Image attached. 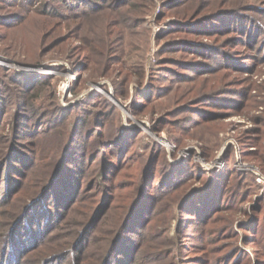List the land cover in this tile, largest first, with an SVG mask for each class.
<instances>
[{
	"label": "rangeland",
	"instance_id": "1",
	"mask_svg": "<svg viewBox=\"0 0 264 264\" xmlns=\"http://www.w3.org/2000/svg\"><path fill=\"white\" fill-rule=\"evenodd\" d=\"M84 1L0 0V152L13 147L12 139L17 150V161L0 174L1 234L12 215L20 214L19 219L27 202L43 191L55 161L68 150L60 181L20 222L11 242L0 244V264H36L54 256L65 260L52 264H102L122 235L118 228L130 206L141 197V214L151 209L150 219L139 235L122 231L126 241L120 237L112 261L121 262L130 252L134 264L199 259L197 264H215L219 258L230 264L237 253L251 254L253 264L264 254V224L254 226L256 234L243 229L254 217L264 220V125L258 122L264 120V107L256 110L242 97L253 87L250 98L264 103V87H259L264 59L257 55L264 31L260 28L250 42L251 36L230 27L235 16L252 17L264 27V0L229 1V8L246 6L239 12L246 16L229 12L211 20L198 18L216 14L225 0H122L124 18L113 11L93 16L96 0ZM194 9L201 14L191 23ZM224 63L229 68L212 74ZM204 65L212 69L208 74ZM218 78L228 83L216 90L223 95L189 101L203 94L205 85L221 82ZM44 81L48 86L31 103L42 107L38 116L23 97ZM17 131L25 136L18 138ZM252 136L258 139L257 152L247 148L255 142ZM217 175L221 184L232 175L230 191L244 194L240 205L219 214L222 224L232 220L234 234L213 221L187 222L186 205L205 201ZM103 206L105 216L83 253L69 256L80 226ZM237 207L240 213L232 211Z\"/></svg>",
	"mask_w": 264,
	"mask_h": 264
},
{
	"label": "trees",
	"instance_id": "2",
	"mask_svg": "<svg viewBox=\"0 0 264 264\" xmlns=\"http://www.w3.org/2000/svg\"><path fill=\"white\" fill-rule=\"evenodd\" d=\"M120 1H122V0H118V1L113 0L111 2H109V0H96V1H94L97 4H95L93 9L97 8L96 9L97 11L94 12L93 16L98 15V14H102V13H107L108 11H113V12H116L117 16L120 15L121 17L124 18L125 16H123L124 13L122 11L123 9H120V8H122V5H121L122 3ZM179 1L180 0H174L173 4H176ZM229 1H230V3H229L230 5L235 3L232 0H225V1L222 2L223 5L221 7H219L220 10L216 14L207 16L205 18H198V19L211 20L210 18H216V17H218V19H221V18H224V17H222L223 14H227L229 12L237 13L239 16H246L245 14L241 15L242 13H239L240 10H243V8L246 7V6L238 5V6L229 8L228 5H227ZM241 1H242V3L244 2V0H241ZM60 2L64 3V4L67 3V2H72V3H75V4H79V3H83L85 1L84 0H60ZM242 3L240 2V4H242ZM172 6H174V5H172ZM252 8H254V6ZM254 10H257V8L254 9ZM194 11H196V10L194 9L193 13L191 14V18H190V22L191 23L198 22V21H195L194 19L197 18L201 14L199 10L196 13H194ZM253 12H255V11H253ZM188 17H190V16H188ZM236 18H238V17L235 16L234 22H232V26L233 27H230L231 30L233 31L234 29H240V32H244V34H248V37L251 36V39L249 38L250 42L254 41V35H256L258 32H261V30H259L260 28H262L263 31H264V27H262L261 22L256 21L252 17L248 18V16H247V17H243L242 19H239V20L236 19ZM198 19H196V20H198ZM186 21H189V20H186ZM119 22H122V21H119ZM215 22H218V21H215ZM228 25H230V23L227 21L226 22V26L228 27ZM184 31L187 32L188 29L186 28ZM217 31L220 32V30H217ZM232 31H227L226 35H229L230 32H232ZM214 34H215V32H214ZM205 36H208V35H205ZM189 43H193V42L188 41V44ZM262 44H264V38H263ZM191 45H193V44H191ZM196 47L199 48V46H196ZM217 48H218V50H220L221 47L217 46ZM263 50H264V48L262 49V51L259 52V54L257 52V55H259L261 59H264V51ZM222 53H223V51H222ZM223 54H225L224 57H227V58H229L230 56H234V54L229 53V52H224ZM235 57H236V55H235ZM200 65H201V63H197V64H195V63L193 64L192 63L191 66L192 67H195V66L199 67ZM218 65L221 68L217 69L216 71H211L212 74H218L217 76H219V73L222 72V70H225L226 68H229V67H225L226 66L225 63L224 64H218ZM218 65H217V67H218ZM207 67L209 68V65H204V67L202 68L203 72H206L205 74H208L209 70H212L210 68L209 69H205ZM78 72H80V71H78ZM78 72H76V73H78ZM206 78L207 77H205V79H204L205 82H206ZM197 80H198L197 77H190L189 78V81H192V82L197 81ZM218 80H220L221 82L217 83V80H215L211 85L210 84L209 85H205V88H207V90L201 95H198L199 94V92H198L195 96L190 97L189 101L190 102L208 101V100H213L214 98H217V96H219V95H223L224 93H222L223 92L222 89H221L220 93H216V90L220 86L221 87L228 86V83L227 82H222L221 78H218ZM45 82L46 81L41 82V84L43 83L42 85H36L35 86L36 89L33 88L35 90H33L31 93H29V97L28 98H25V96L23 97L24 98L23 102L27 105V107L31 108L30 110L35 111L36 115H38V116L42 115L40 113L42 111V107L39 106V108H34L31 103L35 99H37V96H38L39 93H40L39 95H41V93L44 90V87L48 86V83H45ZM252 82H253L254 85L257 84V82L256 83L254 81H252ZM259 87H264V84H260ZM252 91H253V87H251L249 95L246 94V95H244L242 97L245 100L246 104H247V102H251L249 104V106L250 107L253 106V108L255 107L256 110L258 108L264 107L263 106V104H264L263 102H260L258 104L257 99H253L254 97L250 98V95H251ZM228 92H232L231 94L234 95L233 91L228 90ZM262 94L264 95V92ZM51 98L53 99L54 95L51 94ZM186 104L190 105L192 103L188 102ZM189 105H186V106L188 107ZM258 122L260 124L264 125V120L260 119V120H258ZM257 131H258L259 134H262L261 130H257ZM17 132H18V136L15 134L16 131H15L14 134L18 138H22L23 136H25L24 132L23 133H21L19 131H17ZM253 138H255V139H253ZM256 139H257V136H255V137L252 136V141H255V142L252 145L250 143V145L247 146V148H254L255 149L254 152H257V150H258V147H257L258 146V144H257V140L258 139L257 140ZM248 140L251 141L250 139H248ZM39 143L40 142L35 143V144L32 143V145H37ZM10 144H11V146H13L12 148H10V149L8 148L7 151H4V152L1 151L0 152V174L4 173L3 168H7L8 165H12L13 163H15V161H17V159H16L17 150L14 148V144H15L14 139H12L10 141ZM34 154H36L37 158L41 159V155L40 154H37L36 152H34ZM63 154H65V155H63ZM63 154H62L63 157L60 158L59 162L57 160L55 161V164H54L55 167L53 168V174H52L51 178L49 179V181L47 182V184L45 185L43 191L41 193H38L35 197L31 198L29 200V202H27V200L25 201V202H27L26 208H25V211H24L25 213L22 216H20L19 219H18V216L20 214L19 215H15V216L12 215V217L6 222V224L4 225L5 229H3L4 232L2 234L0 233V244L1 245L5 244V246H6V245H8L11 242L13 234L16 233L15 231H16L18 225L21 224L20 222H22L24 220V218L27 217L29 212H31L35 207H37L39 204H41L45 200V198H47L49 196V193L53 190L55 185L60 181L61 175L64 173V172H62V170H63L62 167L64 166V160H66L65 156L68 154V150H66V152L63 153ZM37 158L30 157V161H35L36 162ZM261 160L264 163V157H262ZM19 161H21V160H19ZM17 173L18 172L16 171L15 174H17ZM77 176H78V174H77ZM151 176H152V174H149L148 178L150 179ZM218 176L219 175H217V177L215 178L216 181H214V179H213L212 185L208 189V191H206L203 194V197L206 196L205 197V201H203V199L202 200H197L199 203H197L196 205L195 204L194 205L190 204L189 206L186 205V207H185L186 208V213L185 214H187V216H190V218H191L189 220L187 219L188 223L195 221V222H198L199 224H202L205 221L207 223L210 222V221L211 222L213 221V223L215 225L216 224L220 225L224 221L222 219V216L219 215V214H221L222 211L229 210V209L231 210L232 208H234V204H236L237 202L240 205V203H242L244 201V194L242 195L238 190L230 191V184L231 183H229L230 182L229 180H230L232 175H228V178L226 177L227 179L226 178L225 179H221V181L225 180L223 184H221L219 182V177ZM175 178H176V175H175V177H172L171 180H174ZM0 179L2 180V177H0ZM78 181H79V179H78ZM219 184H220V186H219ZM77 188H78V186L75 187V189H77ZM108 190L109 189H107L106 192ZM57 194H58V197H59V193H57ZM60 198H62V197H60ZM69 198L72 201L75 198V196L72 195V193H71ZM189 198H191V197H189ZM102 200H103L102 203L107 202L106 201V196L104 197V194H103ZM141 200H142V197L140 199H137L134 203H132V205L130 206V208H129L128 212H127V216L125 217V219L122 222V225L119 226L118 231L122 235L126 231H129L130 234L139 235L140 230L141 231L144 230L145 224L150 219L149 218L150 217V215H149L150 213L149 212L151 211V209H150V211H148V213L145 216L141 214V211H142ZM59 201H60V199H59ZM23 202H24V200H23ZM69 205L71 207L72 203L70 202ZM107 205H108V202H107ZM105 207L103 206V207H100L99 209L97 208V210H96V212H95V214L93 216V219L90 220L85 225L83 223L80 226V227H82L83 231L81 232L79 240L71 245V250H70V248L67 249V252H68L69 256L74 255V254L83 253L84 245L89 242L91 231L93 230V228H95V226L98 224V222L100 220H102V218L105 216L106 212L103 213V210H104ZM89 210H90V212L88 213V216H90L92 214L93 209L89 208ZM153 211L154 210H152V212ZM232 211L240 213L241 209H240V207L239 208L237 207L236 209H233ZM256 211H257V209H256ZM242 213L244 215H246L245 211H243ZM254 218H255V220L252 223L253 225L252 224H251L252 226L248 225V226L244 227L243 230H248L247 232H252L253 234H256V232L258 233V231L256 229H254V226L259 227L262 223L264 224V220H262L258 216H257V219H256V217H254ZM17 219H18V221H17ZM16 222H17V224H16ZM222 225H223L222 228H224L225 234H227V232H229L231 234H234V231H233L234 230V224L232 223V220L227 221L226 224H222ZM122 231H123V233H122ZM261 231H262V238H263L262 240H264V227L262 228ZM22 235H23V233H19L18 236H17V239L19 240L22 237ZM122 235L120 236L121 239L123 241H126L125 238H122ZM207 235L211 236L212 234L210 235V233H208ZM120 237L118 236L116 241L112 242V244L110 245V248H109V253L104 258V261L102 262V264H114V262L121 263V264H134L135 260L131 258L130 252H129V255L127 253L121 255V256H125L126 257V258L124 257V260H121V262L112 261V256L114 255L113 253H114L115 248L118 245L117 242H119ZM245 238L253 239V241H255V242L257 240V237L250 236L248 233L245 234ZM15 244L16 243L13 242L12 247L15 246ZM261 245L264 247V241H263V243H261ZM120 254H118V256L116 257V260L119 259ZM236 254L234 255V258L231 259L230 264L231 263H233V264H252V262L250 261L251 254L250 255L246 254L244 257L241 254H239V255H236ZM170 255H173L172 251H171ZM63 258L64 257L57 258L56 256H54V257H52L50 259H46V258H44L42 260L39 259L40 261L38 263H36V264H52V263H56L55 261H57V260H65ZM80 260L82 262V259H80ZM80 260L78 259L77 261L80 262ZM143 261H145L144 257H143ZM196 261L199 262V261H201V259L196 260ZM198 262H195V263L197 264ZM221 263H222V258H219L218 261L215 264H221ZM25 264H26V261H25ZM253 264H264V254H262L261 257L258 256L256 259H254L253 260Z\"/></svg>",
	"mask_w": 264,
	"mask_h": 264
}]
</instances>
